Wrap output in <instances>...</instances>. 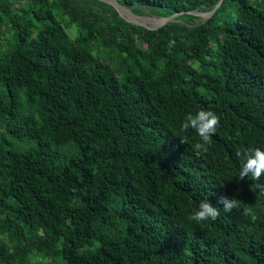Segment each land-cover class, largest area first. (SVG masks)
<instances>
[{"label":"trees","instance_id":"1","mask_svg":"<svg viewBox=\"0 0 264 264\" xmlns=\"http://www.w3.org/2000/svg\"><path fill=\"white\" fill-rule=\"evenodd\" d=\"M117 1L0 0V264H264V0Z\"/></svg>","mask_w":264,"mask_h":264},{"label":"clouds","instance_id":"2","mask_svg":"<svg viewBox=\"0 0 264 264\" xmlns=\"http://www.w3.org/2000/svg\"><path fill=\"white\" fill-rule=\"evenodd\" d=\"M220 123L219 117L212 111L199 110L195 114L189 113L185 116L181 126V133H188L193 130L200 141L194 146L196 155L207 153L212 143V136L216 133L217 127ZM182 143H186L185 140H181ZM239 180H245L250 178L255 183V188L264 192V149L254 148L245 150V162L243 163L239 171ZM218 203L223 205V211L226 213L232 212L234 209L240 207V202L236 198H228L226 195H221L218 198ZM220 215V211L217 207H214L208 201H202L199 204L198 210H196L191 220L201 223L206 221H215ZM255 220V216H252Z\"/></svg>","mask_w":264,"mask_h":264},{"label":"rangeland","instance_id":"3","mask_svg":"<svg viewBox=\"0 0 264 264\" xmlns=\"http://www.w3.org/2000/svg\"><path fill=\"white\" fill-rule=\"evenodd\" d=\"M102 1V0H101ZM106 1V0H105ZM114 4L120 9V11L123 13L132 21L144 26V27H148V28H159L162 25H164L167 22V17H159V16H154V15H150V14H136L134 13L131 8L125 6V5H121L119 4V2L117 0H113ZM104 2V1H103ZM107 3V2H106ZM197 15L205 20L209 17L208 13L209 12H196ZM175 17L171 18V20H174ZM168 23V22H167ZM76 27V26H74ZM75 28L73 27H69L68 28V32L71 38L75 37Z\"/></svg>","mask_w":264,"mask_h":264},{"label":"water","instance_id":"4","mask_svg":"<svg viewBox=\"0 0 264 264\" xmlns=\"http://www.w3.org/2000/svg\"><path fill=\"white\" fill-rule=\"evenodd\" d=\"M102 1H104V2H107L108 4H111L117 11H118V13L120 14V16L121 17H123L126 21H128V22H130V23H133V24H135V25H138V26H142V25H140V24H138V23H136V22H134V21H132V20H130V19H127L126 17H124L121 13H120V11L117 9V7L115 6V5H113L110 1H105V0H102ZM212 12H210V13H208V15H210ZM197 14V13H196ZM176 15H173V16H171V17H167L166 19H167V22H170V21H172L171 20V18H173V17H175ZM166 22V23H167ZM165 23V24H166ZM164 24V25H165ZM163 26V25H162ZM147 29H157V28H148V27H146Z\"/></svg>","mask_w":264,"mask_h":264},{"label":"bare ground","instance_id":"5","mask_svg":"<svg viewBox=\"0 0 264 264\" xmlns=\"http://www.w3.org/2000/svg\"><path fill=\"white\" fill-rule=\"evenodd\" d=\"M107 1H110L113 5H115L114 4V2L113 1H111V0H107ZM116 6V5H115ZM117 7V6H116ZM118 8V7H117ZM127 17V16H126ZM128 18V17H127ZM129 19V18H128Z\"/></svg>","mask_w":264,"mask_h":264}]
</instances>
